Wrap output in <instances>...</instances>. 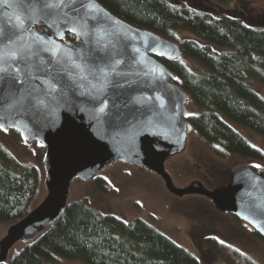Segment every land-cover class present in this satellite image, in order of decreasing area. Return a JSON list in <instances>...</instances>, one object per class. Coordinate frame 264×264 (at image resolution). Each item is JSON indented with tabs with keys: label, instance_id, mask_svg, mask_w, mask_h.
<instances>
[{
	"label": "water",
	"instance_id": "1",
	"mask_svg": "<svg viewBox=\"0 0 264 264\" xmlns=\"http://www.w3.org/2000/svg\"><path fill=\"white\" fill-rule=\"evenodd\" d=\"M43 2L0 0V48L18 54L3 65L0 125L41 145L46 171V195L8 227L0 262L16 241L33 240L63 212L71 181H91L115 162L148 170L174 195L205 196L264 239V169L237 166L213 189H177L164 169L185 146L186 96L156 56L179 59V46L96 0L51 14ZM65 32L72 42L61 41Z\"/></svg>",
	"mask_w": 264,
	"mask_h": 264
},
{
	"label": "trees",
	"instance_id": "2",
	"mask_svg": "<svg viewBox=\"0 0 264 264\" xmlns=\"http://www.w3.org/2000/svg\"><path fill=\"white\" fill-rule=\"evenodd\" d=\"M96 1L127 23L179 46L181 58H156L174 75L173 82L194 108L185 117L187 129L216 158L235 156L264 164V151L247 143L225 121L264 136V98L248 83L253 80L264 86V27L247 24L232 14L213 16L167 0ZM209 1L226 5L232 0ZM176 31H186L193 38L176 39ZM74 38L65 32L61 41L72 42ZM0 135L42 161L45 150L37 141H26L10 127L0 128ZM40 181V171L34 163L15 160L0 144V223L12 225L29 213ZM91 183L102 194L114 192L101 175L92 178ZM231 218L250 237L264 243L247 225ZM201 243L225 264H257L214 236H204ZM59 259L81 264H201L189 250L145 219L125 220L101 213L88 206L85 197L66 201L63 212L41 234L23 242L18 250L11 247L0 264H55Z\"/></svg>",
	"mask_w": 264,
	"mask_h": 264
},
{
	"label": "rangeland",
	"instance_id": "3",
	"mask_svg": "<svg viewBox=\"0 0 264 264\" xmlns=\"http://www.w3.org/2000/svg\"><path fill=\"white\" fill-rule=\"evenodd\" d=\"M167 1L174 5H186L198 11H205L213 16L232 14L240 17L247 24L264 27V0H232L226 5L209 0ZM174 34L179 40L193 38L186 31H176ZM183 59L193 65L190 60L184 57ZM248 83L264 98L263 85L253 80H248ZM185 108L187 114L194 111L187 99ZM225 121L247 143L264 151V136L240 124L227 119ZM1 127L3 126L0 125ZM0 144L15 160L29 161L38 167L41 181L34 201V206L37 205L46 195V171L43 162L35 154L17 147L7 137L0 135ZM237 166L264 169L262 163L241 160L235 156L224 160L216 158L190 128L187 129L183 150L168 156L164 161V169L177 189L189 185H200L206 189L220 187L229 180ZM100 175L112 185L113 193L102 194L94 188L91 181L75 179L68 184L66 201L85 197L88 200V206L101 213L114 214L125 220L141 217L173 242L189 250L201 264H225L216 254L202 245L201 239L206 235L214 236L232 245L257 264H264V243L250 237L232 221L231 215L218 210L205 196L194 193L174 195L165 188L161 178L133 164L115 162L102 170ZM9 226L0 223V239ZM23 242L18 240L12 247L18 250ZM55 264L81 263L59 259Z\"/></svg>",
	"mask_w": 264,
	"mask_h": 264
},
{
	"label": "snow or ice",
	"instance_id": "4",
	"mask_svg": "<svg viewBox=\"0 0 264 264\" xmlns=\"http://www.w3.org/2000/svg\"><path fill=\"white\" fill-rule=\"evenodd\" d=\"M74 4H75V0H69L68 3H66V0H44L43 8L48 10L49 14H51L56 10H62L64 7L74 6ZM36 7L37 9H39V5H37ZM89 9L91 11H95V8L92 5H89ZM17 55L18 54L16 52L9 53L7 51V45H5L3 48H0V80L6 79L4 73H7L8 71L7 67L3 66L4 63H6L8 59L11 60L17 59ZM13 81L15 82V78H13Z\"/></svg>",
	"mask_w": 264,
	"mask_h": 264
}]
</instances>
